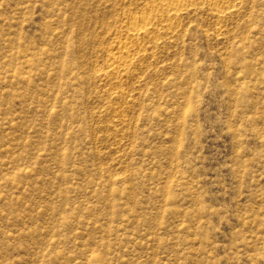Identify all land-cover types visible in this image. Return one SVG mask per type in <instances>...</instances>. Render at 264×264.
<instances>
[{"label": "rangeland", "instance_id": "obj_1", "mask_svg": "<svg viewBox=\"0 0 264 264\" xmlns=\"http://www.w3.org/2000/svg\"><path fill=\"white\" fill-rule=\"evenodd\" d=\"M161 5L0 0V264H264V0Z\"/></svg>", "mask_w": 264, "mask_h": 264}, {"label": "bare ground", "instance_id": "obj_2", "mask_svg": "<svg viewBox=\"0 0 264 264\" xmlns=\"http://www.w3.org/2000/svg\"><path fill=\"white\" fill-rule=\"evenodd\" d=\"M139 2H162L161 8L164 12L163 17L166 19V23H171L172 20L178 18L180 15V5L181 0H138ZM158 8V6H150V12H153ZM146 18L133 19L130 29L127 32V37L132 41H139L141 39H146L150 35V29L148 28ZM137 50L131 46V44H121L114 49V55L112 57V63H110L109 69L111 72H119L127 61L132 59L134 54L136 55ZM124 62V65L123 63ZM126 67V66H125Z\"/></svg>", "mask_w": 264, "mask_h": 264}]
</instances>
